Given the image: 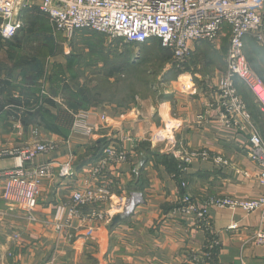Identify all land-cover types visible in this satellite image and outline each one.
I'll list each match as a JSON object with an SVG mask.
<instances>
[{
  "label": "crops",
  "instance_id": "crops-1",
  "mask_svg": "<svg viewBox=\"0 0 264 264\" xmlns=\"http://www.w3.org/2000/svg\"><path fill=\"white\" fill-rule=\"evenodd\" d=\"M41 1L22 0L17 17L21 27L11 39L0 37V148H20L37 138L56 147L37 155L32 163L52 170L42 178L34 220L3 199L5 180L0 178V264H264V245L254 241L262 227L260 211L211 208L213 234L194 215L176 211L184 194L201 204L218 195L255 198L264 190L258 180L259 167L249 156V132L225 126L216 109L204 121L198 120L216 99L217 69L208 76L193 61L188 70L176 75V67L190 60L169 62L168 78L155 90V99L138 98L132 104L93 101L86 111L88 122L96 127L93 136L73 133L74 121L67 136L51 131L38 110L53 115L59 109L68 110L70 94L82 87L76 82L80 56L88 53L101 60L105 45L132 43L89 29L67 37L40 10ZM45 26L50 30L45 31ZM226 35H230L227 24L217 39L193 42V56L200 54L202 42L219 48L218 40ZM249 39L264 50L248 36L244 52ZM46 45L55 53L42 55ZM135 50L139 53L137 46ZM35 56L45 66L38 79L24 68L29 64L20 65ZM236 83L251 113L250 125L264 141L262 105L245 82L236 78ZM87 93L94 100L98 97ZM15 102L20 103L17 108ZM92 141L125 148L129 160L110 165L100 179L92 174L99 158L87 159ZM192 151L208 156L186 164L184 157ZM219 157L226 164H220ZM15 164V157L0 158V171ZM101 182L110 183L113 198L80 209L88 213L95 208L106 213V219L76 216L65 223L74 192ZM212 238L218 245L210 248Z\"/></svg>",
  "mask_w": 264,
  "mask_h": 264
},
{
  "label": "built area",
  "instance_id": "built-area-1",
  "mask_svg": "<svg viewBox=\"0 0 264 264\" xmlns=\"http://www.w3.org/2000/svg\"><path fill=\"white\" fill-rule=\"evenodd\" d=\"M22 7V0H0L1 37L10 39L17 33L21 27L17 17ZM40 10L67 37L73 36L76 31L89 29L128 43L141 44L157 39L162 47L171 51L175 62H184L189 58L193 42L217 39L222 27L227 24L231 35L227 71L218 78L215 101L198 116V120L204 121L211 110L216 109L218 120L225 126L249 132V156L259 167L258 180L264 189V141L250 125L252 116L236 83V78L245 82L264 110V85L260 77L253 73L244 52L248 36L264 46V0H42ZM72 132L85 137L95 134L96 127L88 122V112L81 111L75 116ZM55 147L56 143L37 138L20 148H0V158H16L15 166L0 171V178L5 180L2 197L11 207L20 209L29 220L35 219L42 178L52 171L49 165L34 166L33 160ZM207 156L206 152L192 151L185 155L184 161L188 164ZM128 160V150L110 143L93 166L92 174L102 179L104 170L110 165ZM216 160L226 164L221 157ZM181 185L185 187L186 184ZM112 198L110 183L106 182L75 191L65 223L76 216L105 220L106 213L95 208L84 213L80 207H91ZM211 208L239 209L246 213L260 211L262 227L256 230L254 241L264 245V190L255 198L218 195L201 204L184 194L176 211L194 215L201 227L213 234ZM236 227V224L231 225L233 229ZM216 245L218 241L212 238L210 248Z\"/></svg>",
  "mask_w": 264,
  "mask_h": 264
},
{
  "label": "rangeland",
  "instance_id": "rangeland-1",
  "mask_svg": "<svg viewBox=\"0 0 264 264\" xmlns=\"http://www.w3.org/2000/svg\"><path fill=\"white\" fill-rule=\"evenodd\" d=\"M101 37L104 42L107 40L105 36ZM230 38L231 35L221 37L218 40L219 48H216L212 43L202 42L200 54L193 56L194 53L192 52L188 58L190 61L186 62L183 67H177V70H188L194 61L200 65L201 70L206 72L208 76L214 75L216 68L219 72L218 76L221 77L227 71L226 56L230 47ZM111 44V47L105 45V48L101 49L100 54L104 57L101 60L98 56L88 53L80 56L78 62L79 79L76 82L81 83L84 89L97 93L98 97L94 100L97 103L107 104L114 101L125 103L129 101L132 104L136 103L138 98L145 100L152 97L155 99V90L162 88L164 79L168 78L165 70L168 65L164 66V63L159 60L161 57L157 55V52L151 50H149V54H144L142 61L137 62L141 58H138V52L135 48L131 49L130 62L124 63V58L128 55V49L124 47L125 45H119L117 42ZM136 46L137 44L133 45V47ZM77 49L80 50L78 53L82 51L78 46ZM245 54L253 73L264 79V60L261 58L264 56L263 48H260L252 39H249L248 45L246 43ZM122 56H124L123 59L121 58ZM170 57V64H172V53ZM99 60L100 62H98ZM97 63H102V65L99 67ZM121 64L124 70L112 77H108L107 72L112 71L109 70L110 67L121 66ZM212 69H214L213 72H211Z\"/></svg>",
  "mask_w": 264,
  "mask_h": 264
},
{
  "label": "trees",
  "instance_id": "trees-1",
  "mask_svg": "<svg viewBox=\"0 0 264 264\" xmlns=\"http://www.w3.org/2000/svg\"><path fill=\"white\" fill-rule=\"evenodd\" d=\"M47 29L50 30L48 28V26H45L44 30L46 31ZM15 35L13 37H15ZM49 38H51V36H49ZM134 44H136V43L128 44L125 47L126 49H128L127 50L128 55L126 58H124L125 62L123 60H122V62H124V63L130 62V57L132 56L130 54V52H131L132 48L133 49L135 48V47H133ZM46 46H47V48L43 49L41 51L42 55L48 56V55L55 53V51L52 50L48 45H46ZM137 47L139 48V53H137L138 58H141V60H138L137 62L142 61V58H144V54H146V53L149 54V50L157 52V55L161 57V58H159V60H161V62L164 63L163 64L164 66L166 64H168L169 62H171V57H170L171 51L169 49L162 47L160 41L157 39H150L149 41H147L145 43L137 44ZM146 50H148V51H146ZM19 62H21V61H19ZM22 64H29L27 67H24V68H26V71L28 70L30 72H33L35 79L42 77L44 72H45L44 61L39 59L36 56L30 58L25 63H23V62L20 63V65H22ZM74 64H75V62H72L69 65V68L71 71L73 70ZM107 68H108V66H107ZM176 69H177V67H176ZM109 70H112V71L107 72V74L109 75L108 77H111V76H114L115 74L120 73L121 70H124V67L121 64V66L120 65H117L114 67L112 66V67H110ZM185 70L186 69H182V70L177 71L176 75L179 72H184ZM168 74H169V72H167V75ZM75 76L78 77L77 73L75 74ZM165 80L166 79H164V81ZM239 87L240 86L238 83L237 88L239 89ZM77 88H78V92L71 93L70 98H68V100H67V102H68V110L67 111L59 109L58 114L53 115L50 111H48L46 109H39L38 110V113L40 115V119L45 124V128H47L51 131L60 133L64 136H67L69 133V130L72 126V122L74 121L75 116L80 111H88V109L92 105V102L94 101V96H92V98H91V96L87 93V92L91 91L89 89L84 90L83 87H81V88L77 87ZM79 89H83V92ZM36 102H38V99ZM94 102H96V101H94ZM15 103H17V104H15L14 107L17 108L16 106H19L20 103H18V102H15ZM12 110H13L12 112H15L18 109H12ZM70 111H72V112H70ZM106 145H107L106 142H94V141H92V143L89 147V154H88L87 159L96 160V159L100 158V156L102 155L103 150L106 147Z\"/></svg>",
  "mask_w": 264,
  "mask_h": 264
}]
</instances>
